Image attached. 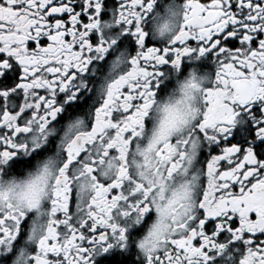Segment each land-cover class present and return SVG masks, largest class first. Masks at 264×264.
<instances>
[{
	"label": "snow or ice",
	"instance_id": "obj_1",
	"mask_svg": "<svg viewBox=\"0 0 264 264\" xmlns=\"http://www.w3.org/2000/svg\"><path fill=\"white\" fill-rule=\"evenodd\" d=\"M0 264H264V0H0Z\"/></svg>",
	"mask_w": 264,
	"mask_h": 264
}]
</instances>
